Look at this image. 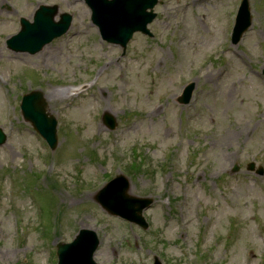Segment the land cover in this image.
<instances>
[{"label":"rangeland","instance_id":"374dc122","mask_svg":"<svg viewBox=\"0 0 264 264\" xmlns=\"http://www.w3.org/2000/svg\"><path fill=\"white\" fill-rule=\"evenodd\" d=\"M240 2L165 0L153 37L135 35L123 54L98 44L78 0L0 1V264H56L57 244L82 228L100 238L99 264H264V0H249L252 26L232 45ZM38 3L71 13V30L39 54H16L6 40ZM97 68L87 94L53 99ZM190 83L193 103L180 105ZM36 87L59 122L54 152L20 113ZM135 159L141 170L126 174ZM109 173L154 199L147 231L96 203Z\"/></svg>","mask_w":264,"mask_h":264},{"label":"water","instance_id":"95a60500","mask_svg":"<svg viewBox=\"0 0 264 264\" xmlns=\"http://www.w3.org/2000/svg\"><path fill=\"white\" fill-rule=\"evenodd\" d=\"M122 3L126 4L128 8L131 9V12L139 11L140 15L143 17V23L141 28L145 30V26L153 19V15L148 14L146 10L148 8H152L157 0H115L111 3ZM56 11V9H55ZM55 11L52 9H48L45 13L48 15L47 19H39L38 26H44L49 29V31L43 34L39 38L33 39V37L23 38V36L30 31L26 28L25 31L14 38L13 45L18 50H29L32 53L38 51L45 43L51 41V39L57 35L55 31H64L70 23V18L64 16V22L60 25H55L52 22L53 16L55 15ZM39 17V15H38ZM66 17V18H65ZM27 26V25H26ZM36 27V26H33ZM31 29V27H29ZM243 31L239 32V35H242ZM33 46V49L31 47ZM191 91V90H190ZM41 96L37 93L30 94L25 96L22 103V110L24 116L27 120L32 121L36 128H38L43 135L48 139L53 148L57 145V139L55 136V124L51 125L49 123L44 122L46 119L45 109L40 103ZM6 138L3 133L0 131V144L5 142ZM124 195H127V189L124 191ZM132 198V197H130ZM135 199V198H132ZM149 201H146L144 204H141V208H135L131 210L129 208H104L110 214L120 215L124 218H127L131 221L137 222L143 226L145 225V221L141 217V212L143 207L147 206ZM85 235H91L90 232L83 231L80 234L78 240L70 246L67 245H59L58 255L60 257V264H92V256L98 246V240L95 236L91 239L86 237Z\"/></svg>","mask_w":264,"mask_h":264},{"label":"bare ground","instance_id":"6f19581e","mask_svg":"<svg viewBox=\"0 0 264 264\" xmlns=\"http://www.w3.org/2000/svg\"><path fill=\"white\" fill-rule=\"evenodd\" d=\"M30 18H31V17H30ZM47 98H48V97H47ZM236 132H237V131H233L230 135L225 136V139L231 137V136L234 135V133H236Z\"/></svg>","mask_w":264,"mask_h":264}]
</instances>
